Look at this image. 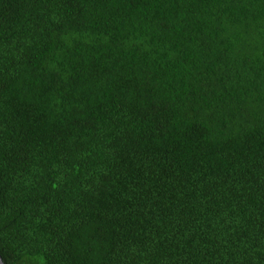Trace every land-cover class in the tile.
Instances as JSON below:
<instances>
[{
  "label": "trees",
  "instance_id": "obj_1",
  "mask_svg": "<svg viewBox=\"0 0 264 264\" xmlns=\"http://www.w3.org/2000/svg\"><path fill=\"white\" fill-rule=\"evenodd\" d=\"M4 264H264V0H0Z\"/></svg>",
  "mask_w": 264,
  "mask_h": 264
},
{
  "label": "water",
  "instance_id": "obj_2",
  "mask_svg": "<svg viewBox=\"0 0 264 264\" xmlns=\"http://www.w3.org/2000/svg\"><path fill=\"white\" fill-rule=\"evenodd\" d=\"M0 264H4V263L2 262V260H1V258H0Z\"/></svg>",
  "mask_w": 264,
  "mask_h": 264
}]
</instances>
